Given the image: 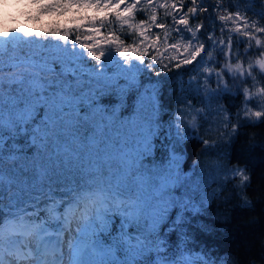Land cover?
<instances>
[{
    "label": "snow or ice",
    "instance_id": "obj_1",
    "mask_svg": "<svg viewBox=\"0 0 264 264\" xmlns=\"http://www.w3.org/2000/svg\"><path fill=\"white\" fill-rule=\"evenodd\" d=\"M191 3L181 14L182 0H25L34 19L42 13L59 19L23 37L18 29L0 31V213L8 209L0 223V264H65V256L67 264H216L207 250L190 254L191 232L184 229L194 226L185 213H197L206 199L194 200L190 193L200 192L209 180L223 185L238 177L236 187H243L250 182L246 169L217 161L206 176L193 180L181 173V157L174 151L164 163L145 164L157 131L156 86L145 88L142 100L149 103L124 119L97 99V89L111 79L99 69L118 54L126 66L121 71L132 80L156 64L162 70L193 65L189 87L197 95L203 92L210 101L242 91L243 106L234 115L217 106V138L203 139L205 150L235 136L241 121L255 124L264 118V86L257 87L264 80V51L247 66L231 59L247 55L253 40L264 45L257 36L264 25L250 20L247 8L228 11L217 0V19L225 25L231 21L232 27H222L219 37L213 28L202 39L203 22L190 25L189 14L208 9L197 0ZM161 11L170 23L161 22ZM139 13L145 18L137 19ZM260 15L264 18V12ZM239 37L247 39L243 54L232 52L234 43L237 49L243 43ZM21 45L37 47L24 50ZM149 54L151 62L145 64ZM85 56L96 61L89 73L95 81L83 79ZM213 63L219 67H210ZM178 111L176 135L183 138L182 128L198 127L204 109L189 102ZM32 146L33 156L21 154ZM67 173L73 178L57 198L53 177ZM177 187L185 189L179 197L173 192ZM169 232L177 234L174 250L167 247ZM222 264H228L227 256Z\"/></svg>",
    "mask_w": 264,
    "mask_h": 264
},
{
    "label": "trees",
    "instance_id": "obj_2",
    "mask_svg": "<svg viewBox=\"0 0 264 264\" xmlns=\"http://www.w3.org/2000/svg\"><path fill=\"white\" fill-rule=\"evenodd\" d=\"M182 2L186 9L192 6L191 0H182ZM197 4L208 9L207 12L197 11L194 17L189 14L190 24L194 23V19L197 23L203 22L204 28L198 33L202 39L206 38L207 32L212 31L213 28L215 29V36L219 37L222 27H232L231 21L225 25L224 22L217 19L220 12L213 11L217 0H204V3L197 0ZM221 5L223 9L232 12L236 11L237 7L242 12L247 8L248 11L245 12V15L257 23L259 22L258 19H262L260 13L264 12V0H221ZM232 35L234 40L237 39L235 33ZM226 36L227 31L225 32ZM239 39L243 43L239 45L238 49L234 43L232 52L239 51L243 54L247 39L244 37H239ZM258 51H264V46L256 45L253 40L252 48L249 49L247 55L235 56V58H239L245 64L244 58H255ZM217 59L221 61L223 57L217 55ZM169 67L171 70H162L161 66L156 64L151 70L146 69L139 79L140 86L144 85L146 81L156 86L160 121L175 118L179 113L178 110L186 103L199 104L198 98L201 96V93L197 95L189 87V78L195 75L191 71L193 65H187L179 69L172 68L171 65ZM158 72L160 75H156ZM260 86H264V80L260 81ZM136 91L138 90H133L125 97L116 99V103L121 107L123 114L129 115L133 112L134 108L131 100L137 98H133ZM101 99L110 105L114 101L110 96H102ZM219 101L230 114L234 115L242 107L243 93L240 91L235 95H223L219 97ZM233 121L236 123L235 118H233ZM241 125L236 135L228 141L225 147L223 146L224 158L229 166L234 165L245 168L250 176V182H247L243 186L244 190H242L233 183L231 186L232 181L230 180L219 194L213 196L203 207H199L197 213L191 215L185 213L194 226L191 229H184V231L191 232L188 238L190 254L207 250L212 259L216 260V264H222V259L226 256L228 257V264H264V118L255 124L241 121ZM161 126L162 128H159L153 136L154 145L152 149L153 159L160 160L165 157L164 153L169 145L170 138L166 132V127ZM198 137L206 139L195 130L184 136L181 146L184 167H194L201 159L204 145ZM72 178L73 174H66L55 180L53 188L55 189L54 195L57 198L64 196L62 190ZM44 187L47 188V181ZM242 197L250 203H245ZM5 203H7L6 200ZM45 203L46 201L42 200L40 207L42 208ZM7 211L6 208L4 213H0V223H2ZM28 211H32V209L29 207ZM176 211V209L172 210L171 219H175ZM43 215L41 213V216ZM167 239V247L174 250L177 234L169 232ZM217 257L221 259H217Z\"/></svg>",
    "mask_w": 264,
    "mask_h": 264
},
{
    "label": "rangeland",
    "instance_id": "obj_3",
    "mask_svg": "<svg viewBox=\"0 0 264 264\" xmlns=\"http://www.w3.org/2000/svg\"><path fill=\"white\" fill-rule=\"evenodd\" d=\"M24 2L25 0H20V3H15L14 0H5L4 3H0V31L9 30V29H18L19 31L17 34L23 37L24 33H27V32H35L37 30L43 31L44 29H46L48 26H50L52 23H54L55 21L59 19V17H57L55 14H50V13H42L39 15L38 18L34 19L33 17L36 15L34 10L24 7ZM186 11L187 9L185 7L180 9L181 14H183ZM160 16H161V22H168V23L171 22L170 17L166 19L163 17L162 11L160 12ZM141 18H145L143 13H139L137 15V19H141ZM258 21H259L258 24L264 25V18L258 19ZM196 24H197V21H195L194 19V23L190 25L195 26ZM153 31H159V30L154 29ZM257 36L262 41H264V33H257ZM25 39H27V37H25ZM32 39H35V37H32ZM36 47H37L36 45H21V48H23L24 50L35 49ZM163 54L167 55L168 53L165 52ZM256 57L251 58V60L254 61ZM5 58L7 59V56ZM231 59L233 63H235L237 60L235 56H233ZM244 59H245L244 65L247 66L249 59H247V57ZM222 61L223 59L221 60V62ZM150 62H151V54L145 57V64L150 63ZM165 63H168V62L165 61ZM95 65H96L95 60L89 59L87 56H85V63L83 64L85 71L82 73L83 79L85 81H88V80L95 81L96 77L89 74L90 71L95 68ZM209 66L218 68L219 64L213 63V64H210ZM123 67H126V66L122 65L121 58L119 57L118 54H115V59L111 63H106L104 67L99 69V71L105 74L106 78H111L110 81L107 83L106 87L102 89H97V99L102 102L105 108L109 110L115 109L116 114L120 116L121 119L133 116L138 110H140L142 103L144 105H147L149 103L147 99L142 100V97L145 95V88L149 87L150 85H154L149 81H146V83L142 86H140L139 84V79L141 75L144 73V71L146 70V68L138 73H135V80H132L131 74H125L124 72L121 71V68ZM55 68L57 72L60 71L59 65H55ZM258 71L259 70L257 69L256 72ZM68 76H70L68 77L69 79H73L71 73H69ZM214 82H215V77L213 76V80L211 82L212 86H215ZM231 83H232L231 80H229L230 85ZM247 84L249 86L252 85V80L250 78L247 80ZM242 87L243 85H241V88ZM257 87H261L260 83L257 85ZM133 90H138L133 95V98L134 97H137V98L131 100L132 107L134 108V110L131 114L125 115L121 112L122 109L116 103L117 101L116 99H121L125 97L129 92ZM102 96L112 97L114 99L113 103L111 105L106 103L104 100L101 99ZM198 102L199 104L197 105H191L193 108H203L204 109V111L199 114L198 127L182 128L181 136L183 138H180V137H177L176 135V124L178 122L176 118L177 116L181 115V113L179 112L175 118L160 121L158 117L160 113H159V109L157 105V99L155 96L154 103L156 106V115L154 119H155V123L157 126V131L159 128H162L161 125H164L166 127V132L168 133L170 137L169 145L166 147V152L164 153L165 157L163 159L161 160L153 159V155L151 154V156L145 158L144 160L145 164L150 165L152 163H155V164L164 163L167 161L171 153L174 151L177 155L181 157L180 159L181 173H183L186 176L192 177L193 180H197L203 176H206L211 166L217 161H219L221 164L225 165L226 167H235L234 165L229 166L227 164V161L224 158L225 151L223 150V146L225 147V145H227L228 141L230 140L227 137H225L224 141H218L215 147H211L207 150L204 149L202 152L201 159L198 161V163L195 166L193 165L194 167H189V166L184 167L183 165L184 156H183V153L181 152V146L183 143L185 132L187 134L190 131L195 130L196 132L201 133V135L205 137L206 139L213 140L217 138L216 129L218 127V124H217L216 108L217 106L223 105V104H221V102L219 101V98H216L210 101L205 99L203 92H201V96L198 98ZM256 102H257L256 100H253L252 104H250L249 106L252 107ZM187 106H188V103H186L182 108L186 109ZM188 118L190 119L191 117L188 116ZM232 122L235 123V121H232ZM198 138L200 140H203L202 137H198ZM19 142L21 144L24 143L22 139L19 140ZM152 145H154L153 138H152ZM35 152H36V148L32 146L30 148H25L23 153L21 154H26L27 156L31 157L35 154ZM67 174H72V173H67ZM25 175L27 176V178L29 179V182L31 183L33 174L31 172H28ZM56 179H60V177L59 178L53 177V180H56ZM230 180L232 181L230 184L231 186H232V183L235 185L239 184L238 177L230 178L228 182ZM227 183L222 185L220 181L209 180L207 182V185H203V184L201 185L200 192L190 193V194L192 195L193 199L197 201L200 200L202 195H205L206 199L204 200V204H207L213 196L219 194L226 187ZM240 188L244 190L243 187H240ZM184 191L185 189L182 187H177L173 190L174 194L178 197L181 196L184 193ZM214 192L216 193L215 195H213ZM52 227L54 229L55 225L53 224ZM66 252L67 251H65V253ZM65 264H67V256H65Z\"/></svg>",
    "mask_w": 264,
    "mask_h": 264
},
{
    "label": "bare ground",
    "instance_id": "obj_4",
    "mask_svg": "<svg viewBox=\"0 0 264 264\" xmlns=\"http://www.w3.org/2000/svg\"><path fill=\"white\" fill-rule=\"evenodd\" d=\"M73 229H74V227H73ZM75 230V229H74ZM65 240H67V233H65ZM65 251H67V247H66V244H65V249H64Z\"/></svg>",
    "mask_w": 264,
    "mask_h": 264
}]
</instances>
